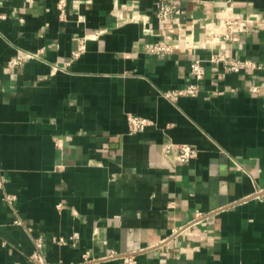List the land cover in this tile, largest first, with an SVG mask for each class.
<instances>
[{"label":"crops","instance_id":"crops-1","mask_svg":"<svg viewBox=\"0 0 264 264\" xmlns=\"http://www.w3.org/2000/svg\"><path fill=\"white\" fill-rule=\"evenodd\" d=\"M225 11L231 41L208 36ZM211 55L262 69L205 64L197 97L163 98ZM0 170V264L39 238L49 264H264V0H0Z\"/></svg>","mask_w":264,"mask_h":264},{"label":"built area","instance_id":"built-area-1","mask_svg":"<svg viewBox=\"0 0 264 264\" xmlns=\"http://www.w3.org/2000/svg\"><path fill=\"white\" fill-rule=\"evenodd\" d=\"M175 6L176 4L173 1L170 2L160 1L156 16L158 17V19L162 21L169 20L176 8ZM242 25H243V21L241 19L234 17L233 13H230L229 11H225L222 23L216 29L214 28L211 29L208 33V36L223 41H231L234 31L239 28L243 29ZM189 44L190 43H188V45ZM147 51L155 55H167L173 52V48L171 45H167L165 43H157L151 46H147ZM76 56H78V53H74V57ZM32 58H35V55L32 54L18 55L17 57L9 61L8 67L14 68L16 66L21 65V63H23L25 60ZM205 64H210L213 65L214 67L221 65L225 70L231 73H239L241 71L255 72V71H260L262 69L261 66L249 60H244V59L242 60L236 58L228 59L225 56H219V55H211L206 60L197 59L189 67V75L192 79V82L182 89H177L162 93L163 98L170 102H174L181 97H187V98L197 97L200 91V82L205 77ZM251 91L257 93L259 92V89L258 87H251ZM127 124H128L129 133L134 134L143 131L147 126L151 125V122L142 117L129 115L127 117ZM162 152L163 154L168 156L173 155L172 159L174 164L176 165L187 164L188 162L195 159L198 155V150L194 146L188 144H180V145H174L171 143L166 144L163 146ZM5 181L6 180L3 177L2 172L0 170L1 191H4ZM2 200L4 202H7L9 205H11L14 198L8 196L5 193L2 195ZM14 223L20 224V222L17 220H15ZM57 243L62 244L64 242L62 241V239H59ZM35 244L37 251H35L32 254L31 260L36 264H49L45 261L44 256L41 252V248H42L41 239L40 238L37 239ZM118 258L122 259L123 264H138L137 260L134 258L133 255H125V256L118 255Z\"/></svg>","mask_w":264,"mask_h":264}]
</instances>
